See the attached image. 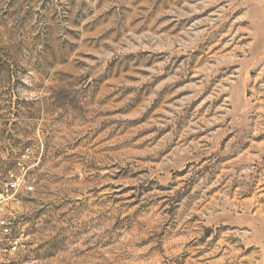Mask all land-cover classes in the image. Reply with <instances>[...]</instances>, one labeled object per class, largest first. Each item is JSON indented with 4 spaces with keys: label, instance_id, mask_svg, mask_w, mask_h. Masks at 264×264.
Masks as SVG:
<instances>
[{
    "label": "rangeland",
    "instance_id": "obj_1",
    "mask_svg": "<svg viewBox=\"0 0 264 264\" xmlns=\"http://www.w3.org/2000/svg\"><path fill=\"white\" fill-rule=\"evenodd\" d=\"M41 264H264V0H0V177Z\"/></svg>",
    "mask_w": 264,
    "mask_h": 264
},
{
    "label": "built area",
    "instance_id": "obj_2",
    "mask_svg": "<svg viewBox=\"0 0 264 264\" xmlns=\"http://www.w3.org/2000/svg\"><path fill=\"white\" fill-rule=\"evenodd\" d=\"M32 156V148L25 147L14 166L0 177V264H41L25 219L12 208L24 193L34 189L29 177Z\"/></svg>",
    "mask_w": 264,
    "mask_h": 264
}]
</instances>
